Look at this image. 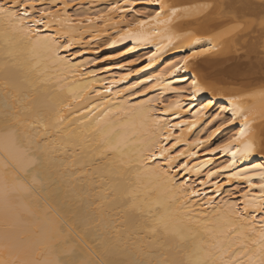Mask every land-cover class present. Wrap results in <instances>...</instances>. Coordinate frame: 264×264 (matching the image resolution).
Masks as SVG:
<instances>
[{"label":"snow or ice","instance_id":"obj_1","mask_svg":"<svg viewBox=\"0 0 264 264\" xmlns=\"http://www.w3.org/2000/svg\"><path fill=\"white\" fill-rule=\"evenodd\" d=\"M82 9V0H0V21L19 32L17 43L51 53L84 84L75 90L69 84L65 92L11 65L15 103L6 99L0 109V143L18 170L7 183L9 165H0V264H264V162L242 166L264 155V118L257 124L243 103L264 100V0H112L97 21L113 12L134 19L114 36L104 33L110 42L103 49H114L111 55L93 45L95 35L73 39L64 28L65 20L92 22ZM147 25L168 44L150 40L154 50L141 54L143 34L134 29ZM170 51L178 58L168 57L156 71ZM92 52L101 55L84 58ZM9 67L5 61L6 72ZM202 92L213 99L195 105ZM217 98L227 103L214 107ZM101 108L100 117L116 124L139 113L143 146L125 150L116 124L105 130L93 119ZM184 126L196 129L194 139L184 137ZM174 129L181 133L175 138ZM200 156L205 159L192 163ZM197 200L211 207L212 217L225 212L229 226L219 235L226 241L205 244L217 235L210 227L216 221L194 212ZM70 241L89 250L94 244L111 258L85 260ZM191 245L201 259L185 252ZM148 246V255L164 251L144 259ZM130 247L132 258H121ZM40 249L53 254L40 260ZM172 249L185 259H170Z\"/></svg>","mask_w":264,"mask_h":264},{"label":"bare ground","instance_id":"obj_2","mask_svg":"<svg viewBox=\"0 0 264 264\" xmlns=\"http://www.w3.org/2000/svg\"><path fill=\"white\" fill-rule=\"evenodd\" d=\"M83 2V14L84 15H91L92 16V22L89 24L88 20L83 19L80 21H66L64 22V28L65 29H72L73 30V39H81L82 37L86 40H91V36L95 35L98 39L97 41H93V45H97L102 49L103 53H108V55H111L114 53V49H103V44L105 41L110 42L109 37L105 36L104 33L107 32L110 35L114 36L119 33L120 30H123V28L131 26L129 21H132L134 19V16H127L120 13H107L103 20L97 21L95 19V15L98 11L104 10L107 12V7L111 5L112 0H82ZM178 4H183L188 2V0H177ZM194 2V0H192ZM61 11H63L61 9ZM75 11V9H74ZM123 16V18H121ZM58 19H62V17H58ZM19 27V25L17 24ZM151 25L145 26L143 29H134L135 32L142 33L143 36L139 38L140 47L137 49L138 52L142 54H146L147 51L151 48L154 50V44L150 43V40H156L159 39L161 43L167 45L168 41L164 39L163 37H152L151 36ZM19 39V32L13 31L12 27L8 25L7 23H4L0 21V109L3 108V105L5 103V100L7 99L9 103H15V101L11 100V95L14 93V89L12 87L13 80H14V73L15 69L11 67L13 64H19L22 65L25 69V71H28L31 69L35 75H39L42 80H50L53 84H55L57 87L63 86L65 89V92H67L69 84H73V88L79 89L84 86L83 82L80 81L78 76H71L68 74V72L59 64L55 62L54 56L51 53L45 52L42 49H36L33 50L30 45H19L17 43ZM126 44H129L131 46V42L125 41ZM201 43H206L205 41H201ZM116 48L123 49L122 45L115 46ZM81 50L83 51V47H81ZM101 55V53L92 52V53H86L85 59H91L94 56ZM130 58L134 56V54L129 53L128 54ZM177 53L174 51H170L166 54L164 59L161 60L159 64L155 66L156 71L163 70V67L165 66V63L170 62L167 61L168 57L171 58H178L176 57ZM123 60V58H120ZM5 61L8 62L10 65L7 72L4 69ZM111 62H105V64H109ZM143 63V62H142ZM95 68V66H89ZM98 70V69H96ZM150 71V70H149ZM150 74V73H149ZM154 74V73H152ZM110 73L108 74L110 78ZM66 78V80H65ZM134 79V78H130ZM5 81H8L9 86L5 87ZM175 85L177 81H172ZM116 86H113L115 89ZM97 90H101L102 88L100 85L96 86ZM7 94V95H6ZM155 94V93H153ZM114 95V94H113ZM94 98V96H93ZM178 97L170 96L169 99H177ZM107 99V97H106ZM213 99L211 94L209 92H202L200 93L193 102L195 105H199L200 103H207L209 100ZM219 99V104L214 105V107H221L224 106L227 101L223 98H217ZM99 103V101H97ZM246 106L250 107L253 110V113L256 118V123L259 124L260 120L264 118V100L260 99L259 97L251 100L250 102L245 100L243 102ZM191 107V106H190ZM103 109L101 108L99 111L94 112L93 119L100 120L101 128H104L105 130H109L116 122L112 120L111 118H108L107 120L100 117V111ZM124 113H121V116H123ZM185 118L187 119H195L191 116H188L187 114H184ZM171 119V118H169ZM141 117L138 113L136 116H131L126 120H123L121 123L116 124V127L119 128L120 135L125 137L128 141L127 148L125 150L135 151L136 149L142 147L143 145L139 142L144 141L146 139V136L144 135L145 129H143L141 126ZM190 126H184L183 135L185 138H192L194 139L195 136L193 133L196 132V129H192V132H188L187 128ZM199 125H197V128ZM181 133L177 130H173V137L179 136ZM3 135V125L0 124V136ZM167 146V145H166ZM124 145H122V148ZM187 147V145H185ZM197 159H205L204 156H200L199 158H194L192 163H197ZM5 162L8 163L9 168L7 170L8 175L6 177V182L11 183L13 180V177L11 176L12 171L18 170V166L15 160L10 159L8 153L5 151V148L2 143H0V165H3ZM264 162V155H254L250 159L245 160L242 162V166H247L249 164H255ZM195 173L192 174V179L195 178ZM148 181L146 180L145 183ZM214 187V185H213ZM202 191L204 189H201ZM167 195V194H166ZM177 196H180V198H183L181 194L177 193ZM195 213L200 212H207L209 214V217L216 221L213 225H210V227L214 228L216 230L217 235L211 240H205V244L207 243H216L217 241H226L227 237L219 235L220 232L226 231L228 228V224L224 223L223 217L225 215L224 211H221L217 214L216 217H212V209L211 207H205L203 205H200L197 200V205L193 206ZM227 206H224L226 210ZM255 214V213H252ZM5 215V205L2 198V195H0V222H2ZM193 219L195 220L196 217L193 216ZM24 223L21 224V228L25 229L27 228V217L24 218ZM202 227V225L197 222V225H194V227ZM0 233H2V225H0ZM91 242V241H90ZM70 243H76L77 244V251L78 255L85 259V260H91V261H98L101 258L108 259L111 258L101 250L96 248V245L93 244L92 250H89L86 247H81L78 242L76 241H70ZM147 243V242H146ZM226 246V244L222 245ZM151 246L146 247L145 249V255L144 259H154L158 258V254L163 249H156L154 250L152 255H148V249ZM133 249L130 247L128 252L121 253V258H132ZM186 251H191L192 256L191 258L193 260L201 259L203 257V252L199 251V248L195 245H191L188 249H185ZM41 255L37 257L40 260L47 259L51 253L49 250L40 249ZM170 259H176V260H182L185 259L184 252L177 251L176 249H172L170 252L166 253ZM218 254V253H217Z\"/></svg>","mask_w":264,"mask_h":264},{"label":"rangeland","instance_id":"obj_3","mask_svg":"<svg viewBox=\"0 0 264 264\" xmlns=\"http://www.w3.org/2000/svg\"><path fill=\"white\" fill-rule=\"evenodd\" d=\"M104 54H108L107 52L106 53H104ZM142 54V53H141ZM99 56V55H98ZM132 58H134V56L132 57Z\"/></svg>","mask_w":264,"mask_h":264}]
</instances>
